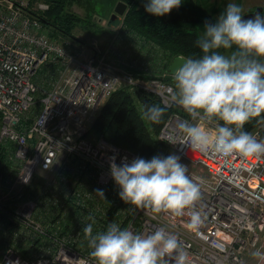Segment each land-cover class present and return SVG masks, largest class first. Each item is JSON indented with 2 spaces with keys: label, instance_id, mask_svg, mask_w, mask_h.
Masks as SVG:
<instances>
[{
  "label": "built area",
  "instance_id": "obj_1",
  "mask_svg": "<svg viewBox=\"0 0 264 264\" xmlns=\"http://www.w3.org/2000/svg\"><path fill=\"white\" fill-rule=\"evenodd\" d=\"M47 8L30 0H0V145L11 169L19 172L13 180L20 192L37 173L48 175L39 197L27 200L20 210L15 242L0 264H97L92 253L79 247L82 224L64 223L73 206H85L82 189L88 190L86 197L97 203L96 211L108 221L109 211H116L122 227L148 231L163 226L177 234L188 253V264H250L254 251L264 252V155L223 157L181 145L182 134L175 125L193 118L170 100L169 89L174 85L162 78L137 79L118 68V62L74 52L54 40L32 15ZM48 63L58 66L56 75L40 77V68ZM162 63V58L155 61ZM121 88L134 96L142 88L156 95L163 106L177 110L158 140L168 143V153H180L193 176L204 178L202 199L207 216L197 230L187 227V214L156 213L150 208L130 214L127 209L134 206L119 196L110 161L115 157L119 164L123 157L130 161L136 155L104 139L84 136L99 107ZM170 136L175 144L167 141ZM80 175L93 177L96 189L109 194L107 201L75 177ZM9 185L0 181V211L13 192L14 186ZM46 245L53 249L49 254ZM26 248L29 253L24 255ZM255 264H264V258L257 257Z\"/></svg>",
  "mask_w": 264,
  "mask_h": 264
},
{
  "label": "clouds",
  "instance_id": "obj_2",
  "mask_svg": "<svg viewBox=\"0 0 264 264\" xmlns=\"http://www.w3.org/2000/svg\"><path fill=\"white\" fill-rule=\"evenodd\" d=\"M183 0H145L148 13L164 16ZM195 44L198 55L178 57L171 68L174 87L170 100L193 118L176 123L181 145L200 153L223 157L264 155V139L246 130L253 118L264 120V12L247 16L240 3L230 2L213 20H205ZM167 104L145 105L144 117L159 122ZM197 122H193V121ZM204 121V122H200ZM167 141L175 144L173 137ZM110 173L119 186V196L130 206L153 212L187 214V227L197 230L206 220L203 205L204 178L193 176L179 152L151 158L127 157L110 161ZM95 193L106 199L103 189ZM83 232L97 264H188V253L178 235L163 226L136 231L111 221L106 230L95 231V217ZM254 256L264 258L256 250Z\"/></svg>",
  "mask_w": 264,
  "mask_h": 264
},
{
  "label": "trees",
  "instance_id": "obj_3",
  "mask_svg": "<svg viewBox=\"0 0 264 264\" xmlns=\"http://www.w3.org/2000/svg\"><path fill=\"white\" fill-rule=\"evenodd\" d=\"M30 1L48 5L46 10L35 11L32 15L37 17L43 24L51 38L63 42L74 52H85L87 50L89 55L96 54L105 57L108 63L118 62L116 64L118 68L132 73L137 79L145 77V80H150V77L137 73V68L145 71L163 72L164 70L155 64V61L159 58L164 60L163 56L167 53L169 56L179 57L198 55L201 52L195 44L199 32L191 29L192 22L194 26L196 25L202 29L200 24L201 5L196 0H183L178 9L174 8L164 16L148 13L145 7L141 6L145 0H117L118 3H125L127 10L124 16L118 18L121 20L120 23L119 21H112L110 18L108 25L113 26V24L118 25L119 23L118 26L98 30L103 35L106 34L104 35L106 39L100 43L99 47L74 37L72 31L78 27L80 20L74 18L71 13L66 12L68 0ZM194 17H197V19ZM87 27L95 28L90 23L87 24ZM57 71L58 66L56 64L48 63L40 68L39 76L45 78L49 76L51 78L56 75ZM152 103L161 104V101L156 95L142 88L137 91L135 96L126 88L116 90L98 111V116L91 124L92 126L90 125V134L95 136L96 139H104L122 149L131 151L136 156L151 158L155 154H161L163 149L170 147L168 143L159 141L158 135L171 114L177 110L167 108L159 122H152L143 115L145 105ZM161 106L163 105L161 104ZM262 138H264V134H262ZM2 148L4 147L0 145V161L3 162V165L6 164L14 173L11 169L12 163L7 154H4ZM2 169L3 166H1V172ZM75 177L95 192L96 187L93 185V177L82 175ZM0 181H4V179L1 178ZM31 187L27 186L22 191H28L30 194ZM104 192L107 201L109 194L106 191ZM82 193L85 197L81 198L86 199L85 206H73L64 223L66 226L72 222L75 226H78V223L82 224V227L79 228L80 234H78L79 243L85 252L92 253L88 239L83 232V226L92 222L89 219V214L95 217L94 232L105 230L113 220L118 223L120 215H116V211H109L108 221L105 214L96 211L97 203L86 197L88 190L82 189ZM41 198L42 196L40 200ZM9 200L8 197L3 211H0V261L15 242L14 236L21 222L19 215L11 216V214L6 213V211H10L8 209ZM28 250L29 248L24 249L23 254L27 255Z\"/></svg>",
  "mask_w": 264,
  "mask_h": 264
},
{
  "label": "rangeland",
  "instance_id": "obj_4",
  "mask_svg": "<svg viewBox=\"0 0 264 264\" xmlns=\"http://www.w3.org/2000/svg\"><path fill=\"white\" fill-rule=\"evenodd\" d=\"M37 1V0H35ZM67 6H66V12L71 13V15L79 19L80 22L78 23V27L74 28L72 33L74 37L79 38V40L83 42H87L89 44H94L96 47H99L100 43L106 39L104 35L101 32H98L101 28H114L119 25L120 21L119 19H116L115 21H119L118 25L113 24V26H109V20L111 16L114 14V10L117 6L118 1L117 0H68ZM201 5V16H200V24L202 26V29L194 26L192 22V30H197L199 34L203 31V24L205 20H213L220 14V12L224 11L227 4L230 2V0H196ZM232 2L240 3L243 8L244 14L254 9L255 7H264V0H232ZM145 3V2H144ZM144 3L141 6H144ZM197 19V17H194ZM195 19V20H196ZM90 23L91 25H94L95 28H89L87 27V24ZM86 54H89L87 50H85ZM164 57V63L158 64L160 68H162L164 71H145L141 68H137V73H141L147 77H150V80L154 78H162L174 85V81L172 78V74L169 72V67L174 61L175 58L172 55L169 56L167 53ZM181 57V56H179ZM169 62V63H168ZM166 63L167 68H166ZM169 73V74H168ZM140 80L144 81H150L145 80V77H140ZM144 78V79H142ZM103 105V104H102ZM102 105L99 107V111L102 107ZM97 112V116H98ZM173 114V113H172ZM171 114V115H172ZM171 117V116H170ZM92 126V125H91ZM91 126L87 129L84 136L87 139L95 140V136L90 134ZM245 129L256 134L259 133L261 136L264 134V120H260L258 118H253L251 121L245 124ZM158 133V132H157ZM90 135V136H89ZM157 136V134H156ZM169 148L163 149L161 152L162 154H168ZM5 165V166H4ZM3 165V162L0 161V179H4L3 182H9L11 185H9V188L14 186V180L18 177V171L13 168L14 173L7 167L6 164ZM1 166H3L2 172H1ZM192 171L198 172V168H191ZM48 175L46 173H37L35 176V179L32 181L31 185V193L29 194L28 191H19V186H14L13 192L11 196L9 197V206L8 209L10 211H6V213L11 214V216H18L20 213V210L22 209L24 203L33 198H38L39 195L42 192V187L44 182L47 180ZM28 185V184H27ZM15 197V198H14ZM14 198L13 201H11ZM128 204V203H127ZM129 205V204H128ZM123 215V214H121ZM104 229V227H103ZM106 230V229H105ZM67 236L71 239L74 238V234H67ZM80 249L85 252L81 245H79ZM36 250V249H35ZM42 249H37V251H41ZM53 249H51L48 245H46V252H52ZM88 253V252H85ZM257 260V256H252L250 264H255Z\"/></svg>",
  "mask_w": 264,
  "mask_h": 264
},
{
  "label": "water",
  "instance_id": "obj_5",
  "mask_svg": "<svg viewBox=\"0 0 264 264\" xmlns=\"http://www.w3.org/2000/svg\"><path fill=\"white\" fill-rule=\"evenodd\" d=\"M127 10V5L125 3L119 2L114 10V14L111 17L112 21H115L116 19H118L120 16H124L125 12ZM264 8L263 7H258L254 12H250V13H246L245 17L247 16H254L256 12H263ZM178 58V57H177ZM174 59V61L172 62V64L169 67V72L170 74H172L171 72V68L173 66V64L175 63L176 59Z\"/></svg>",
  "mask_w": 264,
  "mask_h": 264
},
{
  "label": "flooded vegetation",
  "instance_id": "obj_6",
  "mask_svg": "<svg viewBox=\"0 0 264 264\" xmlns=\"http://www.w3.org/2000/svg\"><path fill=\"white\" fill-rule=\"evenodd\" d=\"M258 7H260V6H258ZM258 7H255L254 9H252V10H249V11H247L246 13H250V12H254ZM264 8V7H263ZM264 12V11H263ZM245 13V14H246Z\"/></svg>",
  "mask_w": 264,
  "mask_h": 264
}]
</instances>
